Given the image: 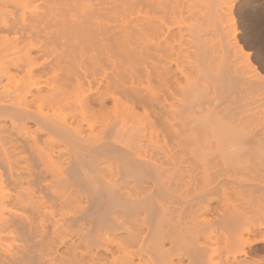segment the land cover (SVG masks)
I'll return each instance as SVG.
<instances>
[{
  "label": "bare ground",
  "instance_id": "bare-ground-1",
  "mask_svg": "<svg viewBox=\"0 0 264 264\" xmlns=\"http://www.w3.org/2000/svg\"><path fill=\"white\" fill-rule=\"evenodd\" d=\"M217 1L0 0V264H264V73Z\"/></svg>",
  "mask_w": 264,
  "mask_h": 264
},
{
  "label": "rangeland",
  "instance_id": "rangeland-1",
  "mask_svg": "<svg viewBox=\"0 0 264 264\" xmlns=\"http://www.w3.org/2000/svg\"><path fill=\"white\" fill-rule=\"evenodd\" d=\"M221 4V0H218ZM217 1V3H218ZM230 1V2H229ZM225 0L230 7L229 14L234 21V29L237 33V42L241 46L242 52L236 49L231 51V55L244 61V56L248 54L249 60L264 73V20L259 21L260 16H264V0ZM217 5V6H218ZM174 4H170L173 7ZM259 18V19H258ZM260 92L256 93V96ZM261 98V97H260ZM260 102V101H259ZM258 117L264 116V102L254 106Z\"/></svg>",
  "mask_w": 264,
  "mask_h": 264
}]
</instances>
